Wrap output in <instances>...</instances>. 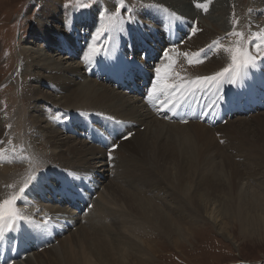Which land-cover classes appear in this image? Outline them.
<instances>
[{"label":"bare ground","instance_id":"bare-ground-1","mask_svg":"<svg viewBox=\"0 0 264 264\" xmlns=\"http://www.w3.org/2000/svg\"><path fill=\"white\" fill-rule=\"evenodd\" d=\"M51 1L52 3H50L49 0H46V1L43 0V3H45V5L47 6V9L50 8L54 11L60 12L59 11L60 8L58 5L60 3V0H51ZM153 1L155 2L157 1L159 3H164L166 5L172 6L176 10H180L181 11L180 13L185 14V16L187 15L188 17L198 15V13L196 12L198 11V9L194 10L196 6L192 7L193 6L192 0H153ZM198 1H200L202 5H205L207 2L206 0H198ZM47 2L51 4V6H49V4L47 5ZM254 2H256L259 5L260 10L262 9V12H264V0H255ZM214 3L215 4L212 6L211 12L209 11L212 14H210V16L207 17L210 19L209 23H205L206 22V19H204L205 17H203V19L201 17L198 23L194 19L186 20V18H183L179 14H156L157 12H162L163 10L168 11V10L165 8L164 5H160L159 7L153 6L155 7V11L151 12L150 14H138V16L139 15L140 17L142 16L141 18L148 17L151 20L158 22L159 25H156L155 27L154 25H150V23L148 24L144 23L146 26V29H140V30L148 31V32L142 34L138 30L139 28L137 29V27H139L138 21H137L138 26H136L135 22L133 21L131 23H127L129 25L133 24L134 25L133 27L117 24L116 33L113 36H111V38H113L114 40L110 42L109 47H112L113 49L116 48V50H120L127 42H133L137 39H139V42H140L143 39H148L150 36H152L150 34L151 32L154 34V37L160 36L161 31H162V28L160 26L162 25V19L163 18L168 19L171 25L178 27L179 25H182V23L175 22V19L178 16L177 17L178 19L184 20V23H185L184 26L188 27L190 30H193L194 27L196 29L195 34L193 35L189 43L194 48H196V53H198L200 49H204V47L211 41H212V44L215 42V47H213L212 51L209 52L211 53V58H207V61H209L210 64H207L204 66V68H206L207 71L215 70L216 68H219L222 66L221 57L225 58V57L230 56V53L224 51L223 49H226V48L234 49V47L232 45L233 43L231 41V38L228 37L229 35H225L226 32H228L229 30L228 25H226V20H225V16H226L225 0H217ZM111 19H116V18L111 17ZM47 22L45 23L44 21L41 22L38 20L37 26L34 28H35V32L41 35L43 34L48 39L49 43L55 44L56 46L63 48L64 50L65 49L68 51L71 50L73 54L78 53V51H80V48L86 47L85 54L90 55L92 57V61L99 57V56H96L95 53H91L89 51L90 48L97 47V41L93 37L89 38L87 41L84 42L85 37H81V35H78L77 39L73 40V35L71 34V30L68 29L71 25L70 22L68 23L67 26H65L67 27V29H63L59 26L60 21L56 22V25L54 28H51ZM105 23L107 24L108 20L106 22L97 23V26L98 24L99 26L96 29L98 31L107 30L109 34H112L114 31L109 29L110 26L102 27V25ZM238 23L241 24L242 22H238ZM239 24L237 25L238 27L240 26ZM263 25H264V22L261 25V28ZM37 33H34V34L37 35ZM55 35H57V38H55ZM144 35H145V38H144ZM260 37H264V36L261 34ZM256 40H258L257 44L260 45L261 51L258 52L259 56L257 57V61L254 63V66H250L247 69H242L243 71H241V74L244 72V76L242 79H244L246 75L249 73L251 74L256 73V72L264 73V45H263L264 40H261L260 38L259 39L256 38ZM259 40H260V43H259ZM65 41H67V43H65ZM162 41L164 40L162 39ZM85 43H86V46H85ZM157 44L158 45L161 44L160 40L158 39H157ZM165 49L171 50L169 51V54L172 60L176 61L173 69L169 70L170 78L167 79V83L180 84L181 83L180 76L183 73L182 70L186 66V62H187V59L183 55V45L182 46L178 45L175 47H168ZM165 49L162 50L161 55L163 54ZM121 54H123V52ZM28 55L29 57H27L26 59L28 60L30 59V65H28L27 71L28 70L30 71L29 68L31 67V69L33 70V73H32L33 80H34L33 83L35 84V85H32V88L30 90L32 92V95L30 96V99H31L30 101L31 103H33V107L35 111L34 113H30V117L28 118L29 120H32L33 126H32V130L28 132L30 141H24V142L14 141V147H10V149L6 148L7 151H10L14 155L13 157H14L15 163L11 161L9 162V159L6 156L0 157L1 163H3L2 165H0V201L8 199L13 195H20L19 194L20 189L23 186H25V184H29L30 185L29 187L31 189L35 185L38 186L39 183H37V181H40L41 184L39 185V187L34 189L35 192L47 190L48 187L46 183L50 181L48 176H51V175L50 174L47 175L46 173L52 170L49 169L47 171H44V173L42 172V175L39 178H37L33 184L31 183V180L29 179L32 171L35 169H38L37 168L38 165L36 164V161H35L37 160L36 158L43 157L53 163H57L63 167L65 166L67 169H71L72 172L75 171V173L80 174L79 175L80 177L84 176L88 180H98L99 179L100 181L102 180L101 182L103 183L107 181V178L110 173L112 175H116L118 173L120 174V172H124L125 170L124 167L129 161L131 160L137 161L140 165V168L134 169L133 173L130 174L129 179L125 177L126 174L122 175L124 176L123 178L124 182H125V179L127 182H132L130 185V187L132 188L124 189V187H122V184H119L118 182L114 183L111 181L105 184L106 185L105 188L110 193V195H112L111 196L112 200L113 199L120 200V201L123 200L127 206V209L130 210L131 212L135 211V213L139 215L140 219L148 220V221L157 220L159 222V226L161 227V229L163 228L165 232L170 233V235L173 233L172 231H174L173 226H172L173 222H171L170 218L166 215V213H164L160 208H158L149 198L143 196V193L145 192V190L147 191V189H144V187L149 189V186H153L149 190H153V191L159 190L160 193L162 192L164 193V197H167L169 195L173 196V194L170 191L172 192L174 190L177 191L176 189H179L183 195H186V192L188 194L189 186L188 184L183 185L182 182L187 181L188 179L193 177L192 175L194 172L195 174H197L196 176L197 181L195 183L194 189L192 190L191 203L197 206V208L201 210L204 214H206V216L209 217L210 219H212V215L214 216V214L212 213H213V210L217 208L216 205L220 206V208H222L223 210H226L228 209V207L231 208L230 202H232V200H236V201L238 200L239 202L238 208L241 209V213H239L240 215L239 217L240 219L242 218L243 220L242 222L244 223H246L248 219L247 212L251 206L257 208V210L264 209V202L259 200L257 193L253 192L254 194L246 193V194L240 195L238 194V192H236L238 185L236 183L237 181H235L236 180L235 178H237L238 176V167L234 161L231 163L233 173L231 174L232 179L230 182L229 189L226 187V184L225 185L223 184L225 187V190H229L228 193L225 192L227 196L223 197L224 200L214 199L212 201L213 197H212L211 191L213 187L212 181L214 179H212V166L211 165H212V162L214 161L208 156V153H206L207 152L206 147H208L207 144L209 143L211 146L214 145L217 148L219 147L220 153L224 152V149L217 142L214 136V133L212 132L213 131L212 128H217L220 126L219 127L221 128L220 132L225 133V135H223L224 138H227V140L230 141V139L239 135L241 131V127L244 126L243 129H246V126H245L246 124L244 122L245 120L238 119V123H237L236 121L230 119L231 121L230 122L228 121L227 124L225 123L226 125L221 124V125H218L217 127L216 126L212 127L204 123L205 125L209 126L208 128L202 122L200 123V121H191V122H187L188 124L184 123L187 125H183V123L182 124L181 123H175V124L170 123L172 121L166 122L168 121L166 119L165 121V120H162L156 117L151 118L153 117L154 113L150 112V110L148 109L147 110L149 112L147 110L146 112L144 111V109L147 108L146 104H145L146 105L145 107H142L136 104L138 99L133 100V101H131V99L129 98H128L129 100L126 99L123 93L116 92L114 89H110L108 87V84H110L112 87H113V84L107 81H100L97 79L94 80L95 79L94 77H93L94 78L93 80L83 83L80 79L90 76L89 74L91 73L93 67L88 68L89 69L88 70L84 68L85 64L83 63L81 64V62L74 64V65H68L67 67L61 65L62 62L60 63L46 62L45 65H43L42 69L39 68V70L34 71V68H36V65L39 64L38 62L40 61L41 57L39 54L37 55L35 53L28 54ZM188 59H191L193 63H196L195 61L197 57L194 53V55L190 56ZM170 62L171 61L166 60L163 55L161 56L160 62L157 64V67L161 68V75H163L166 65ZM87 70H88V74H87ZM175 73H179V75L176 76ZM189 76L192 77V74ZM205 76H208V75H205ZM191 77L186 81L185 84H188L189 81H193L196 79L195 77H192V78ZM235 81H236V77H234L233 79H227L226 87H228L229 85H234ZM236 83L238 82L236 81ZM44 85L50 89L45 90L43 88ZM161 87H163V82H159V88ZM188 88H196V86L189 85ZM180 92L181 91L175 92L176 97L180 96ZM163 95L164 97L170 96L168 92H165V94ZM160 101H163V100L161 99ZM22 102L24 103V101ZM51 103L55 104L56 106L55 107L50 106ZM70 106H73V108H71ZM46 108L47 109L56 108V110H58V108L72 109L71 117L70 115L66 114L65 120H62L63 122L61 121L62 126H58L59 128H57L48 118L46 117L42 118V116L40 115V113H43L46 111ZM4 112L5 110L3 112L0 111V146L5 145V139H4L5 134L3 132L4 128L5 127L7 128V126L10 125L11 127L9 130L12 133H15L16 132L15 127L18 126V123H17V118L15 121H14V118L18 116L17 114L19 115L25 114V112L22 113V110H15L13 116L9 112V114L5 115L4 117L3 115ZM37 112L38 114H36ZM113 113L116 116L111 115ZM100 114L114 116L117 119L123 120L122 129H124L125 132L133 133V135L127 140L120 139L116 142L119 144V147L117 148V150L115 149L114 151L111 152L112 159H109L110 162L106 161L107 159L106 151L109 152L111 150L96 146V144H93L87 141L85 138L80 137V135H82L79 132L80 131L79 129L80 117L83 119L84 116H88V115L95 116V115H100ZM254 114L248 115V116L247 115L246 116L240 115V116H245V117L251 116V118L257 117L260 120H262L261 122H264V112L260 111ZM141 123L142 124L147 123L148 125L147 132L141 131L139 127ZM187 129L190 131L189 133H191V136L197 140L199 144L198 145L199 148L198 147L195 148L192 146L188 147L187 145L179 147V145L177 144L176 139H180V136H183V133H185V130ZM215 131L218 132L217 129ZM25 132L27 133V131ZM73 135L81 140L75 139ZM165 137L167 139H165ZM111 140L114 141L115 138H112ZM22 147H25L26 151H20ZM43 147L44 148L53 147L55 149L59 148V151L55 154H42L41 152L38 153L37 151H35V150H40ZM32 148H34V150ZM245 148L247 149L248 147H245ZM161 149H163L164 151H162ZM191 150L194 151L191 154V156L192 158H195L196 160L195 163H192V160H191L192 158L189 157L190 156L189 152ZM254 151H257V150H254ZM249 156H248V160H249ZM23 158H25L24 161H23ZM28 158L32 159V162L34 163V168L27 167V164L31 163L28 160ZM60 158H63V159H60ZM227 162H230V161H227ZM258 162H260L259 159H258ZM170 163L175 164V166L174 167L170 166L169 165ZM14 164H17V165H14ZM57 164H53L51 168L54 166V168L56 169L55 172L57 173V176H59V174H61L62 172L57 171L58 169V167H56ZM133 164H132V167H133ZM201 166L206 168V171H207L206 174L205 173L201 174L200 172ZM22 168H23L22 170L23 173L21 171H18V169L21 170ZM173 168L175 169V171ZM53 172L54 171H52L51 174L54 177L56 174L54 175ZM67 174L71 175L72 173L70 172ZM72 176H75V175L73 174ZM52 182H53V179H51L50 183ZM213 185H216V183ZM18 187H19V192L16 194ZM201 189H203L205 193H203ZM41 193L45 194L44 192H41ZM93 193H96V191H93ZM229 194H230V197L228 196ZM45 195L49 196V194H45ZM102 196L104 198L103 194ZM173 197L176 198L175 195ZM18 200H21V199H18ZM218 201H219V205L216 204ZM225 201L227 202L226 204H224ZM94 203L96 205L95 210L94 212L90 210L88 212L90 213V215L87 217H85L86 213L82 215H78V212L75 209L68 211L58 205L53 206L54 208H51L50 206L43 207L44 209H47V210L50 209V212H52V213L50 212L48 213V215L51 217L49 219V222L51 223L53 230L57 235L59 234V229L67 228V225H64L63 223H61L60 219L68 221L67 215L72 214L69 220H71L74 223H78L82 219L86 220V225L83 226L84 229L82 231L85 236H83V234H80L78 238H76V240H74L73 238L70 239L72 250H69L68 247H66V243L64 242V240H61L60 247L55 246L54 242L48 243L47 245H50L49 248L43 249L44 253L47 254L46 258H44L45 256L41 255L39 251L37 252L35 250H32L34 252V253L31 252L33 253V255L29 256L31 254L30 253L28 256L23 257L24 260H22L23 262L22 264H88L87 263L88 254L86 253H91L93 255L96 254L98 258L99 256L104 258L107 256V248H110V247L116 248L119 246L121 241H122V244L128 245V247L131 249L130 255L128 256V264H132V262L134 261L133 256L134 254H136L134 249L137 246V243L134 242L132 238L126 239L123 235H121L122 234L121 225L125 226L126 228L129 227L128 230L131 229L130 227L132 225H130V223L131 224L133 223L132 222V220H134L133 216L126 215L122 211L121 213H119L120 211L117 209H114L115 207L112 208L111 206H108V205L106 206L107 203L102 204L103 202H100V201H94ZM99 204L101 205L98 206ZM181 205L182 204H180V207ZM184 206L187 207L186 205ZM12 211L15 213L14 219L9 220L6 217L4 221H0V236H1V233L4 232V230L2 229L5 228V225L10 224L13 221L17 220L21 224H28V223H36V222L42 223L44 220H46V219L43 220V219L38 218L39 221L32 222V220L36 219V216H34V214H31V213H23V211L21 210V207L17 204V201L14 202L12 206ZM72 211H76V213L73 214ZM151 212H153L152 217H151ZM227 214H233V212H230ZM217 217H216V220H214L215 224H218L217 222L219 218ZM34 226H37V225H34ZM105 234L112 235L111 238L108 239V241L105 240L104 238ZM88 235H90L91 237H89ZM120 236H122L124 239H121ZM55 238H58V236ZM108 242H110L112 245L111 244L109 245ZM62 243L64 244L63 247H62ZM76 243L80 244V246H82L83 248L87 246V248L85 247L86 250L81 248L83 249L81 252V255H78V252L75 251V249H73V246ZM51 244L53 245L52 247H51ZM90 245H92V247L94 246V248L92 249ZM136 257L137 256H135V258ZM106 259L109 261L108 257H106ZM99 264H103V261H100Z\"/></svg>","mask_w":264,"mask_h":264},{"label":"rangeland","instance_id":"rangeland-1","mask_svg":"<svg viewBox=\"0 0 264 264\" xmlns=\"http://www.w3.org/2000/svg\"><path fill=\"white\" fill-rule=\"evenodd\" d=\"M49 1L50 3H52L51 0ZM206 1L207 2L205 5H203V7L197 8L196 6V8L194 9V10L198 9V11H196L198 13L197 16L188 17L187 15L185 16V14L180 13L181 12L180 10H176L172 6L166 5L164 3H159L157 1L155 2L153 0H146V1L122 0V2L121 0H60V3L58 4L60 8L59 9L60 12L54 11L50 8L47 9V6L45 5V3H43V0H0V108H1L0 111L3 112L5 110L3 114L4 117L5 115L9 114V112L13 116L15 110H22V113L25 112V114H21V115L16 113L18 116L14 118V121L17 118L18 126L15 127L16 129L15 133H12L9 130L11 127L10 125L7 126V128L6 127L4 128L3 132L5 134L4 136L5 145L0 146V157L6 156L9 159V162L11 161L15 163L13 157L14 155L10 151H7L6 148L10 149V147H14V141H19V142L30 141L28 132L32 130L33 122L28 118L30 117V113H34L35 111L33 107V103H31L30 101L31 100L30 96L32 95V92L30 90L32 88V85L35 84L33 83L34 82L32 76L33 70L31 69V67L29 68L30 71L29 70L27 71L28 65H30V59L29 60L26 59L27 57H29L28 54L35 53L37 55L39 54L41 57L40 61L38 62L39 64H37L38 66L36 65L34 71L39 70V68L42 69L43 65H45L46 62H52V63L62 62L61 65L65 67H67L68 65H74L81 62V64L82 63L85 64L84 68L86 69L90 68L89 63H85V60L82 58L85 54L86 47L84 48L82 46L83 48H80V51H78V53L73 54L71 50L69 51L66 49L64 50L63 48H60L55 44L49 43L48 39L43 34L41 35L35 32L34 27L37 26L38 20L41 22L44 21L45 23L48 21L47 23L51 28H54L56 22L60 21L59 26L63 29H67V27L65 26H67L68 23L70 22L71 25L68 29L71 30V34L73 35V40H76L77 36L81 35V37H85L84 40L85 42L89 38L98 36L101 33H103L104 35L102 37V42L103 44H106L109 48V44H110L109 42L111 41V36H113L116 33L117 24L133 27L134 26L133 24L129 25L127 23H131L133 21L135 22V25L138 26L137 23L138 21L139 27H137V29L139 28L138 30L142 34L148 32V31L140 30V29H146L145 24L150 23V25H154L155 27L156 25H159L158 22H155L154 20H151L148 17L141 18L142 16L141 17L140 15L138 16V14H150L151 12L155 11V7L153 6L159 7L160 5H164L165 8L168 10V11L163 10L162 12H157L156 14H179L183 18H186V20L194 19L198 23L201 17L202 19L203 17H205L204 18L206 19L205 23H209L210 19L207 17H209L210 14H212L210 13L212 10V6L215 4L214 2H216L217 0H206ZM254 1L255 0H225V4H226L225 20H226V25H228V29H229V30L227 29L228 32H226L225 35H229L228 37L231 38V41L233 43L232 45L234 48L236 47L235 42L239 40L240 47L246 53L256 57L255 60L256 62L257 57L259 56L258 52L261 51L260 47L259 48L257 47L258 40H256V38L259 39L261 34L264 36V25L261 28V25L264 22V12H262V9L260 10L259 5ZM196 3L202 4L198 0L196 1L192 0V5H193L192 7H194ZM48 4L49 3L47 2V5ZM82 5H89V7L84 8L81 7ZM49 6H51V4H49ZM204 8H207V11H205ZM111 17H115L116 19H111ZM177 17L175 19V22L182 23V25H184L185 24L184 20L183 19L180 20ZM241 17L242 18L245 17L243 18L244 21ZM107 20L108 23L103 24L102 27L110 26L109 29L114 31L112 34H109L107 30L98 31L96 29L99 26V24L97 26V23L106 22ZM238 22H242L241 23L242 25L239 24ZM238 24L240 25L239 26L240 28L237 26ZM236 32L243 33V36L242 37L236 36L234 34ZM34 33H37V35ZM150 34L154 37V34L152 32ZM193 35L194 34H190L187 38H185L184 43H179L180 46L183 45V53L185 52L188 53V58L190 56H193L194 53L196 54V48H194L191 44H189ZM55 38H57V35H55ZM65 43H67V41H65ZM211 45H213L212 41L208 43L204 47V49L208 48ZM169 51L171 50H168V52ZM207 58H211V53L208 54ZM245 58L246 57H244L243 54H241V59L243 60ZM221 63H222L221 67L216 68L215 70L212 71H207L206 68H204L205 65L210 64V62L207 61V59L203 60V62L198 64L196 63L188 64V59H187L186 66L182 70L183 73L181 72L182 74L180 76V82H181L180 84H185L186 81L191 77L189 76L191 74L192 77L195 78L202 77L205 75H214L216 72L221 71L223 68L228 67L229 64L232 63L231 55L225 58L221 57ZM88 70H87V74H88ZM243 76H244V72L241 75L236 76V81L240 83ZM93 79H94L93 77L87 76L86 78H81L80 80L83 83H86L87 81H91ZM94 80H96V78ZM223 80L227 81V79H223ZM236 81L235 84H237ZM108 87L110 89H114L116 92L123 93L126 99L129 98L131 99V101L138 99L136 104H138L139 106L142 107L146 106L139 96L127 93L126 91L123 90H117L116 88H113L110 84H108ZM43 88L45 90L50 89L45 85L43 86ZM22 101H24V103ZM50 106L55 107L56 105L51 103ZM70 107L73 108V106ZM147 109L148 108L144 109V111L146 112ZM71 113H72V109L58 108V110H56V108H51V109L46 108V111L40 113V115L42 116V118L45 117L48 118L54 124V126L59 128L58 126H62L61 121L65 120L66 114L70 115L71 117ZM36 114H38V112ZM111 115H115V114L113 113ZM245 116L238 115L235 116L233 119H231L236 121L237 123H238V119L245 120L244 122L246 124L245 125L246 129H243L244 126L241 127V131L239 135L230 139V141L227 140V138H224L223 135H225V133L220 132L221 129L219 128L220 126L219 127L216 126L217 128H212L213 130L212 132L214 133L217 142L224 149V152L220 153L219 147L217 148L214 145L213 147L209 143H208L209 145L207 144L208 147H206V151H207L206 153H208V156L214 161L212 162L211 165L212 179H214L212 181L213 187L211 191L213 197L212 201L214 199L224 200L223 197L227 196L226 193H228L229 190H225L224 185L226 184V187L229 189L230 182L232 179L231 174L233 173L231 163L234 161L238 167V176L237 178H235L236 179L235 181H237L236 183L238 185L236 192H238V194L240 195L246 193L252 194L253 192H255L258 194L257 196L259 197V200L264 202L263 201L264 199V122H261L262 120H260L257 117L251 118V116L250 117H245ZM155 117L165 120L163 117H158L154 113L153 117L151 118H155ZM170 123L175 124L179 122H170ZM141 124L139 126L141 131L147 132L148 131L147 123L142 125ZM187 124L183 123V125H187ZM207 127L209 128V126ZM216 129L218 132L215 131ZM25 131H27V133ZM189 132L190 131L188 129L185 130L183 136H180L181 140L176 139L177 144L179 145V147L187 145L188 147L192 146L195 148L196 147L199 148L198 146L199 144L197 140L194 139L191 136V133ZM75 139L81 140L77 137H75ZM165 139L167 138L165 137ZM248 144L250 147L248 146ZM25 147H22L20 151H26ZM245 147L248 148L246 149ZM32 149L34 150V148ZM114 150H111L109 152H112ZM161 150L164 151L163 149ZM35 151H37L38 153L41 152L42 154H55L59 151V148L55 149L53 147H49V148L43 147L40 150H35ZM106 152H107L106 161L110 162L109 152L108 151ZM193 152H194L193 150L189 152L190 155L189 157L192 158L191 154ZM248 156H249V160H248ZM42 158L43 157L36 158L37 160L35 161L36 164L38 165L37 167L38 169L32 171L31 173L32 177L30 176L29 179L32 181L33 177L39 178L42 175V172L44 173V171H47L49 169L54 171L53 172L54 175L56 174L54 177L51 174L52 171L46 173L47 175L48 174L51 175L48 176L50 181L46 183L48 187L47 190L52 191L54 188L59 187L58 181L56 180V177H58L57 173L55 172L56 169L54 168V166L51 168L53 164H57V163H53L48 159L45 158L42 159ZM258 159L260 160V162H258ZM24 160L25 158H23V161ZM28 160L31 163H28L27 167L34 168V163L32 162V159L28 158ZM191 160L192 163H195L196 161L195 158H192ZM136 162L137 161H133V160L129 161L124 167L125 169L124 172H120L121 175L118 173L116 174L117 175L116 176L110 173L107 178V181L104 183L101 182L102 180L101 181L99 179L96 180V183L94 185L96 188V193L92 198L93 203L94 201L103 202L102 204L107 203L106 206L108 205L111 206L112 208L115 207L114 209L119 210L120 211V212L118 211L119 213H121L122 211L126 215L133 216L134 220H132V222L135 225L133 223L132 224L130 223V225L133 226L130 227L131 229L128 230L129 227L126 228L125 226L121 225V232H122L121 235H123L126 239L132 238V240H134V242L137 243V246L134 249L136 254H134L133 256L134 261L132 262V264H264V209L257 210V208L251 206L250 209H248V212L246 211L248 219L246 223H244L242 222L243 221L242 218L240 219L239 217L240 216L239 213H241V209L238 208V203H239L238 200L237 201L232 200V202H230L231 208L228 207V209L226 210H223L222 208H220V206L216 205L217 208L213 210L212 214H214V216L216 217L219 215L217 217L219 218V220L217 219L218 224H215L214 220H216V217L212 215V219H210L209 217L206 216V214H204L201 210H199L197 206L191 203L192 190L194 189L195 183L197 181V177H196L197 174H195L194 172L192 175L193 177H191L187 181L182 182L183 185L188 184L189 186L188 194L186 192V195H183L179 189H176L177 191L175 190L173 192L170 191L173 194V196L174 195L176 196V198L170 195L164 197V193L163 192L160 193L159 190L158 191L149 190L153 186H149V189L144 187V189H147V191L145 190L143 196L149 198L158 208H160L164 213H166V215L170 218V221L173 222L172 226L174 231H172L173 233L171 232L172 233L171 235L170 233L165 232L163 228L161 229V227L159 226V222L157 220L148 221V220L140 219L139 215L136 214L135 211L131 212L130 210L127 209V206L123 200L121 201L116 199L112 200L111 199L112 195H110V193L106 190L105 184H107L110 181L114 183L118 182L119 184H122V187H124V189L132 188L130 187L132 182H127L126 179L124 182L123 179L124 176L122 175L126 174L125 177L129 179V176L131 173H133L134 169L140 168L139 163ZM2 164L3 163H1L0 160V165ZM169 165L172 167L175 166V164L173 163H170ZM59 166H60L59 164L56 165V167H58L57 171L62 172L61 174L58 173L59 176L61 175L67 176L68 175L67 173L70 172L72 173L71 175L73 174L75 176L80 175L78 173H75V171L72 172L71 169H67L65 166L64 167L63 166L59 167ZM22 170L23 168L21 170L18 169V171H21L23 173ZM200 172L201 174L204 173L206 174L207 172L206 168L201 166ZM51 179H53L52 183H50ZM37 183H39V185L41 184L40 181H37ZM215 183L216 185H213ZM39 185L38 186L35 185L32 188L33 190L30 187H27L25 193L22 196L21 199L22 201L21 200H16V201L17 204L21 207L23 213H31L34 214V216H36V219L32 220L33 222L39 221L38 218H40L43 220L46 219L43 222L48 223L49 219L51 218L48 215L50 209L47 210L44 209L43 207L50 206L51 208H54L53 206L58 204L50 202L49 200L50 197L45 196V194L41 193V192L46 193L47 192L46 190L35 192L34 189L39 187ZM19 187L17 188L16 194L19 192ZM24 187L25 186H23L22 188ZM201 190L203 193H205L203 189ZM102 194L104 195V198ZM228 196L230 197V194ZM179 203L182 204L181 207ZM226 203L227 202L225 201L224 204ZM216 204L219 205V201ZM233 204L234 205L237 204V205L234 206ZM100 205L101 204H99L98 206ZM184 205H186L187 207H185ZM61 207H63L68 211L73 210L68 204L65 203L62 204ZM95 207L96 205L94 203L92 209L90 208L86 212L85 217L90 215V213H88L90 210L94 212ZM230 212H233V214H227ZM72 213L74 214L76 213V211H72ZM71 215L72 214L67 215L68 221L71 224V226H67L66 229L62 228L61 230H59V234L55 235V237L58 236V238H55V241H53L55 243V246L60 247L61 240H64V242L66 243V247H68L69 250H72L70 239L73 238L74 240H76V238H78L80 234H83L82 232L84 229L83 226L86 225L85 219H82L80 221L78 220L79 221L78 223L72 222L71 220H69ZM152 215L153 212H151V217ZM61 222L64 223V225L68 224L67 222H64L62 220ZM174 225H176L177 227ZM83 236L85 235L83 234ZM88 236L91 237L90 235ZM111 236H112L111 234H105L104 238L105 240L108 241V239L111 238ZM120 237L121 239H124L122 236ZM108 243L109 245L111 244L110 242ZM52 246L53 245L51 244V247ZM63 246L64 244L62 243V247ZM90 246L92 247V245ZM85 247L87 248V246ZM85 247L83 248L82 246H80V244L76 243L73 246V249H75V251L78 252V255H81L82 250L83 249L86 250ZM46 248L48 249L49 247ZM93 248L94 246L92 247V249ZM38 251L41 253V255L45 256L44 258L47 257V254L44 253L43 249L37 250V252ZM130 252L131 249L128 247V245L122 244L121 241L118 247L107 248L106 257L109 258V261L106 259V257L102 258L99 256L98 258L96 254L93 255L91 253H86L88 254L87 263L99 264L100 261H103V264L104 263L128 264V256L130 255ZM33 253H31L29 256H32ZM135 256H137L136 257L137 259L135 258ZM19 263L22 264L23 263L22 260L18 261L15 264H19Z\"/></svg>","mask_w":264,"mask_h":264},{"label":"snow or ice","instance_id":"snow-or-ice-1","mask_svg":"<svg viewBox=\"0 0 264 264\" xmlns=\"http://www.w3.org/2000/svg\"><path fill=\"white\" fill-rule=\"evenodd\" d=\"M121 2H122V0H121ZM195 6L203 7V5L199 4V3H196ZM81 7L86 8V7H89V5H82ZM204 10L207 11V8H204ZM195 31H196V29L193 28L192 34H195ZM234 34L238 37L243 36V33H240V32H236ZM103 35L104 34L101 33L100 35L93 37L97 41L98 47H92V48H90L89 51L91 53H95L96 56H100L102 53L108 54L111 52V49L108 48V46L106 44H103V42H102ZM259 38L261 40H264V37H259ZM181 43H183V41H181ZM235 43H236V47L234 49L233 48L223 49L224 51L230 53V55H231L232 63L229 64L228 67L223 68L221 71L216 72L214 75L197 77L195 80L189 81L188 84H169V83H167V79L170 78L169 77V70L173 69L176 61L172 60L168 50L165 49L163 52V56L166 60H169L171 62L166 65L163 75H161V68L160 67H155L154 72H153L154 78L158 82H163V87L160 88V93L162 95L165 94V92H168L170 94L169 99L164 102L165 112L172 111L175 113L178 111L182 102H178L176 99L172 98V96H174L175 92H177V91L182 92V91L188 90L189 84L195 85L198 89H205L206 86L211 87V85H213V84H219V82L223 79H233L234 77L241 75L242 69H247L250 66H254L256 57L246 53L240 47L239 40H237ZM213 47H215V42L213 43V45L209 46L208 48L200 49L199 52L195 54L197 57L195 62L201 63V62H203V60L207 59L208 53L210 51H212ZM257 47L259 48L260 45H257ZM241 54H243V56L246 58L241 60ZM144 55L146 56L147 53H144ZM183 55L186 59H188V53L185 52V53H183ZM82 58L85 60L86 63H89V64L92 63V57L90 55L85 54ZM129 59H131V58L129 57ZM188 63L192 64L193 61L191 59H188ZM175 75L178 76L179 73H175ZM233 82H234V80H233ZM156 87H157V85H153V89H155ZM217 91H219V88H217ZM218 99H223V97H218ZM216 102L217 101H213L212 107L215 106ZM206 107H208V106L206 105ZM184 122H186V121H184ZM132 135H133V133L128 132L126 134L121 135L120 138L123 140H127ZM118 147H119V145L116 143L111 144V148L113 150L118 148ZM109 159H112L111 152H109ZM36 179H37V177H33L31 183L33 184L36 181ZM27 187H29L28 184H26L24 188L20 189L21 195H19V196L13 195L8 199L0 201V221H4L6 217L9 220L14 219L15 213L12 211V206L16 200L22 199V196L25 193V190ZM37 228L41 229V230H46L47 229V223L37 225Z\"/></svg>","mask_w":264,"mask_h":264}]
</instances>
